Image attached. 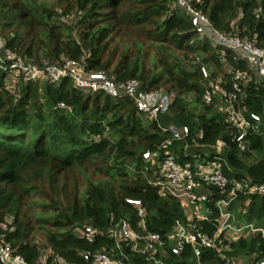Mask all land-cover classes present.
<instances>
[{"label": "trees", "instance_id": "obj_1", "mask_svg": "<svg viewBox=\"0 0 264 264\" xmlns=\"http://www.w3.org/2000/svg\"><path fill=\"white\" fill-rule=\"evenodd\" d=\"M192 1L218 29L264 44V0ZM0 34L34 64L71 58L89 70H105L117 81L137 79L147 91L167 90L174 99L167 118L190 127V143L203 131L197 142L205 147L196 155H188L181 141L170 147L179 163L215 159L212 147L222 141L219 156L231 168L223 164L225 174L264 183L263 126L248 135V150L241 151L231 129L215 114L216 102L204 100L202 64L214 77L223 75L228 90L234 76L230 71L246 70V64L232 50L198 38L173 0H0ZM4 77L0 71V235L28 264L47 255L49 262L61 257L70 264H92L84 254L112 249L109 232L121 219L165 240L177 220L188 222L179 199L152 183L154 169L143 157L147 150L156 154L170 134L138 111L131 98L85 92L69 78L57 84L23 82L15 93L4 87ZM239 101L260 113L264 123V85L255 77L241 83ZM252 153L260 158L247 163ZM211 192L204 203L212 211L210 220L195 221L209 234L219 217L216 202L224 196L214 187ZM128 199L141 201L144 217ZM229 210L236 224L264 228V194L240 195ZM87 225L99 230L92 242L79 233ZM230 246L232 256L246 261L264 251V237L241 236ZM125 250L131 264H157L126 245ZM115 254L119 256L117 249ZM157 259L164 264H225L213 249L204 248L197 258L189 244L180 254L167 248ZM0 264L6 263L0 258Z\"/></svg>", "mask_w": 264, "mask_h": 264}, {"label": "built area", "instance_id": "obj_2", "mask_svg": "<svg viewBox=\"0 0 264 264\" xmlns=\"http://www.w3.org/2000/svg\"><path fill=\"white\" fill-rule=\"evenodd\" d=\"M174 8L182 9L197 32L198 38H208L214 46L226 47L235 53L237 61L243 60L247 69L236 68L233 73L232 88L228 90L223 75L214 77L207 65H201V71L206 81L204 100L210 105L221 101V112L225 116V123L231 129L233 140L241 151L248 150V135L251 132H260L264 123L262 116L256 111L247 110L239 101L241 83L248 82L254 77L264 85V44H259L256 37H243L238 31L226 32L218 29L209 16L197 7L192 0H173ZM73 17V16H71ZM70 17V18H71ZM201 57L197 62H201ZM0 71L4 73L3 85L11 92H17L23 82H50L60 83L69 78L74 87L90 93H104L112 98L129 97L134 101L138 111L150 119L157 121L158 126L170 136L159 146L156 154L147 150L143 153L145 160L151 162L156 178L153 184L159 187L161 193L169 194L182 203L188 222L177 220L173 231L165 240L160 233H141L135 230L127 219H121L109 232L115 241V246L108 251L86 252L84 258L92 264H131L126 253L129 247L136 254L153 259L157 264H164L157 259L163 256L167 248L173 253L180 254L186 244L191 245L197 258L200 259L204 248L213 249L225 264H249L242 258L232 256L231 242L241 236L261 233L264 237V228L252 223L238 225L234 213L229 210L232 202L240 195L252 196L264 194V183L253 181L249 177H229L223 171V164L228 162L219 156L224 143L219 141L213 149L215 159L181 164L169 149L175 142H184L185 152L196 155L198 148L205 145L197 142L201 138L202 129L190 143V127L186 124H164L161 117L169 114L173 103V95L165 89L147 91L137 79L117 81L105 70H89L83 61L65 58L60 62L43 61L34 64L28 58L17 54L9 47L0 34ZM218 100V101H219ZM64 107V103H60ZM264 110V104H263ZM201 146V147H200ZM200 162V163H199ZM229 167V166H228ZM229 170L231 168L229 167ZM211 187L220 190L224 196L216 202L219 211L216 230L213 234L204 231L202 226H197L195 221L210 220L212 211L204 203L211 200ZM128 201L139 208V214L144 217L145 209L138 199ZM144 221L141 225L143 226ZM88 241L95 240L99 230L92 225H87L79 230ZM118 250L119 256L115 254ZM0 258L6 264H28L26 259L16 253L15 249L0 235ZM48 255L43 257L38 264H70L61 257L49 262ZM250 259V258H249ZM250 264H264V251L251 257ZM204 264V263H200Z\"/></svg>", "mask_w": 264, "mask_h": 264}, {"label": "rangeland", "instance_id": "obj_3", "mask_svg": "<svg viewBox=\"0 0 264 264\" xmlns=\"http://www.w3.org/2000/svg\"><path fill=\"white\" fill-rule=\"evenodd\" d=\"M71 20L72 21H74L75 20V17H71ZM116 54H115V57L116 58H118L119 57V52H115ZM44 61H46V60H44ZM20 87H21V85H20ZM17 92H20V90H17ZM219 100V99H218ZM217 100V102H216V106H215V114L217 115V117H220V120H222L223 122H225V116H224V114L221 112V101L219 100L218 101ZM161 120H162V122L164 123V124H172V123H174L175 121H173V120H171V119H169V118H167V116L166 115H164L163 117H161ZM176 123V122H175ZM177 125H179V124H177ZM226 149V148H225ZM215 150H217L216 148H215ZM260 158V156L257 154V153H252L250 156H247L246 158H245V160H246V162L247 163H253V162H255V161H257L258 159ZM200 163V162H199ZM41 214V213H40ZM4 228H7L6 226H4ZM38 237H40V236H37V238ZM250 262H252V259L250 258H248L247 260H246V263H249L250 264Z\"/></svg>", "mask_w": 264, "mask_h": 264}, {"label": "crops", "instance_id": "obj_4", "mask_svg": "<svg viewBox=\"0 0 264 264\" xmlns=\"http://www.w3.org/2000/svg\"><path fill=\"white\" fill-rule=\"evenodd\" d=\"M172 124H176V125H177L178 123H175V122H174V123H172ZM169 150H170L171 152H173L172 149H169ZM245 262H246V261H245Z\"/></svg>", "mask_w": 264, "mask_h": 264}]
</instances>
